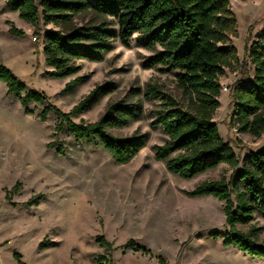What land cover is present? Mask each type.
Returning a JSON list of instances; mask_svg holds the SVG:
<instances>
[{
	"label": "rangeland",
	"instance_id": "1",
	"mask_svg": "<svg viewBox=\"0 0 264 264\" xmlns=\"http://www.w3.org/2000/svg\"><path fill=\"white\" fill-rule=\"evenodd\" d=\"M231 10L238 31L232 43L241 60L245 46L264 28V0H232ZM101 20L85 13L75 23L80 26ZM108 20L117 29L116 22ZM11 26L23 35L10 34ZM51 29L52 25H41V37L36 39L32 26L0 0V64L62 112H69L95 86L114 84L113 92L98 96L73 121L94 122L111 103L142 100L140 120L110 132L117 136L145 133L146 142L132 161L117 164L101 147L56 130L59 119L54 114L40 120L44 106L30 104L31 112H26L0 83V264H18L15 254L23 264H96L98 255H107L96 242L98 235L113 244L111 261L106 264H159L158 255L166 264H264V259L211 237V233L228 230L223 202L213 196L186 195L202 182L228 181L234 169L221 164L183 179L154 158V147L167 137L161 127L152 125L151 112L161 100L144 97L146 84L161 85L164 93L177 100L181 93L173 75L144 68L153 52L140 47L136 35L126 43L117 38L113 50L100 62L79 60L77 74L54 79L45 74L51 68L42 51V35ZM76 77L83 79L71 92H62ZM239 77L238 69L225 70L220 79V107L214 115L221 138L239 158L237 168L248 153L264 147V134L240 133L231 120L229 88ZM36 195H41L38 203L27 205ZM251 225L259 229L258 242L264 243V220L255 215ZM238 228L248 230V226ZM130 239L150 249L152 256L125 248Z\"/></svg>",
	"mask_w": 264,
	"mask_h": 264
},
{
	"label": "trees",
	"instance_id": "2",
	"mask_svg": "<svg viewBox=\"0 0 264 264\" xmlns=\"http://www.w3.org/2000/svg\"><path fill=\"white\" fill-rule=\"evenodd\" d=\"M231 1L4 0L8 10L32 26L36 39L41 37V25L54 27L42 35L44 62L51 68L45 74L50 78L73 76L80 71L77 61L100 62L105 53L113 50L115 39L126 43L136 35L137 44L153 52L143 63L144 68L173 75L181 93V99L177 100L164 93L161 85L146 84L144 97L161 100L151 112L152 125L161 127L167 137L162 145L154 147V158L163 162L168 172L183 179H192L221 164L234 169L228 181L224 178L205 181L186 195L213 196L223 202L228 230L211 233V237L222 238L224 246H235L250 257L264 259V243L258 242L259 229L251 225L255 215L264 220V147L248 153L237 168L239 158L230 144L223 141L214 121L220 107V79L226 69L236 68L240 77L230 86L228 95L231 120L236 122L240 133L255 137L264 134V28L255 41L245 46L240 60L232 43L238 31ZM85 13L102 20L78 26L75 18ZM108 18L116 22L117 29L110 27ZM8 31L23 35L22 30L12 26ZM82 79L68 81L62 92H71ZM0 83L26 112H31L30 104L44 106L40 120L54 114L59 119L56 130L67 131L76 141L101 147L117 164H128L145 146V133L117 136L110 132L112 128L140 120L142 100L111 103L94 122L73 121L72 117L86 112L98 96L113 92L114 84L95 86L69 112H62L48 103L42 93L28 90L2 64ZM40 197H32L27 205H36ZM5 198L9 199L8 194ZM239 225L248 226V230H240ZM96 242L107 255H98L95 263L111 261L113 244L102 235L96 237ZM124 247L152 256L150 249L133 239ZM14 258L23 264L20 255L15 254ZM156 259L159 264H166L162 256Z\"/></svg>",
	"mask_w": 264,
	"mask_h": 264
},
{
	"label": "built area",
	"instance_id": "3",
	"mask_svg": "<svg viewBox=\"0 0 264 264\" xmlns=\"http://www.w3.org/2000/svg\"><path fill=\"white\" fill-rule=\"evenodd\" d=\"M224 90L227 91L228 90L227 87H224ZM229 90H230V88H229Z\"/></svg>",
	"mask_w": 264,
	"mask_h": 264
}]
</instances>
